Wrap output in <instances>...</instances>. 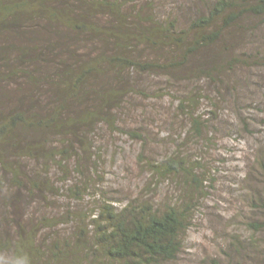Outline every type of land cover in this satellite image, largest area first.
I'll use <instances>...</instances> for the list:
<instances>
[{
    "label": "trees",
    "instance_id": "16d2710c",
    "mask_svg": "<svg viewBox=\"0 0 264 264\" xmlns=\"http://www.w3.org/2000/svg\"><path fill=\"white\" fill-rule=\"evenodd\" d=\"M250 15H264V0H214L184 25L174 16L162 18L144 0H0V183L9 182L0 204L11 207L26 195L47 199L60 193L53 169L66 171L68 180L72 166L83 169L94 158L87 157L94 153L93 134L106 124L117 127L113 109H121L128 94L144 93L126 74L171 75L183 69L188 83L176 98L185 113L203 99L212 102L204 82L217 83L218 75L231 69L222 56L233 51L229 39H237L236 29ZM189 115L193 132L204 136L202 116ZM34 162L43 170L33 168ZM153 167L162 177L183 175L194 182L188 201L163 208L137 201L123 208L105 204L91 225L90 217L75 216L72 209L30 223L20 216L13 233L0 234V264L176 260L201 180L177 153ZM84 187L65 188L79 198ZM64 223L76 228L68 235L39 232Z\"/></svg>",
    "mask_w": 264,
    "mask_h": 264
},
{
    "label": "rangeland",
    "instance_id": "374dc122",
    "mask_svg": "<svg viewBox=\"0 0 264 264\" xmlns=\"http://www.w3.org/2000/svg\"><path fill=\"white\" fill-rule=\"evenodd\" d=\"M145 1L162 18L174 16L184 25L214 0ZM241 26L237 39H229L233 51L222 56L231 69L218 75L217 83L204 82L212 102L203 99L188 114L177 100L188 83L182 80L183 69L171 75L126 74L144 93L128 94L122 108L113 109L110 118L117 127L106 124L93 134L94 153L87 157L94 158L76 169L74 157L68 180L66 171L53 169L56 186L63 188L60 193L47 194V199L26 195L11 207L0 204V234L13 233L20 216L30 223L29 219L60 216L72 209L75 216L90 217L91 225L105 204L123 208L137 201L163 208L188 201L194 182L183 175L165 178L153 170L154 161L177 153L195 167L201 188L190 203L182 251L166 264H264V15H250ZM140 50L145 54L144 46ZM234 57L240 61L231 63ZM192 85L196 87V80ZM189 113L202 116L204 136L193 132ZM54 140L55 146L61 145ZM32 166L44 168L35 162ZM74 183L85 185L79 198L66 189ZM8 184L0 183V200ZM75 228L64 223L39 232L68 235Z\"/></svg>",
    "mask_w": 264,
    "mask_h": 264
}]
</instances>
